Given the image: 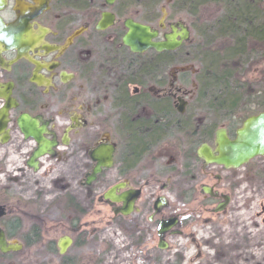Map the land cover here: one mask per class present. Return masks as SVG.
<instances>
[{
    "label": "flooded vegetation",
    "instance_id": "af4514ba",
    "mask_svg": "<svg viewBox=\"0 0 264 264\" xmlns=\"http://www.w3.org/2000/svg\"><path fill=\"white\" fill-rule=\"evenodd\" d=\"M169 3L0 0V151L15 162L11 186H0V264H181L177 243L228 216L242 167L264 168V154L227 168L198 153L218 155L217 130L232 140L264 109L241 117L197 90L208 6L194 21L171 17ZM129 22L148 26L154 43L179 25L188 34L171 50H133ZM20 125L51 144L35 167L38 142ZM100 145L112 147V164L87 182Z\"/></svg>",
    "mask_w": 264,
    "mask_h": 264
},
{
    "label": "trees",
    "instance_id": "16d2710c",
    "mask_svg": "<svg viewBox=\"0 0 264 264\" xmlns=\"http://www.w3.org/2000/svg\"><path fill=\"white\" fill-rule=\"evenodd\" d=\"M203 4L211 15L209 47L199 51L197 90L225 109L238 108L241 117L264 109V0H170L168 12L171 17L192 12L199 21ZM199 28L203 42L205 31ZM258 67L261 79L250 80L248 75Z\"/></svg>",
    "mask_w": 264,
    "mask_h": 264
},
{
    "label": "rangeland",
    "instance_id": "374dc122",
    "mask_svg": "<svg viewBox=\"0 0 264 264\" xmlns=\"http://www.w3.org/2000/svg\"><path fill=\"white\" fill-rule=\"evenodd\" d=\"M248 76L258 82L259 67ZM2 155L0 151V186L8 187L15 162L1 159ZM253 164L250 161L241 169L238 197L228 216L200 221L195 227L203 233L195 236V241L177 243L183 251L181 264H264V168L255 169ZM37 181L41 187L47 186L46 180L35 179L34 183Z\"/></svg>",
    "mask_w": 264,
    "mask_h": 264
},
{
    "label": "water",
    "instance_id": "95a60500",
    "mask_svg": "<svg viewBox=\"0 0 264 264\" xmlns=\"http://www.w3.org/2000/svg\"><path fill=\"white\" fill-rule=\"evenodd\" d=\"M129 31L124 36V42L131 46L134 50L136 49L135 43L138 42L142 45V49L147 47H154L157 51L171 50L178 46L182 39L186 38L187 30L183 25H179L181 31L177 32L175 27H172V33L164 35V41L152 42L151 38L155 35V32H150L148 26H142L127 23ZM176 35L180 36V40L176 39ZM2 97V96H1ZM5 114L6 110H0V129H3L5 125ZM20 129L25 137H33L38 142V148L33 153L29 165L35 167L34 157L47 153L50 143L44 141L39 134L35 133L30 127L26 125H20ZM217 151L218 155H213L210 149L206 145H202L198 149V153L203 156L207 161L222 164L225 167H240L246 164L249 160L256 156L264 154V111L259 112L256 115H251L242 121V124L235 131V137L230 140L224 129L217 130ZM7 139L4 135L3 141ZM112 147L106 145L98 146L93 154L97 163L93 168V174L86 181L89 182L101 168H106L112 164ZM49 151V150H48ZM105 197H110V193H106ZM221 205L216 208V211L221 209ZM71 240L68 237L60 239L58 245L60 253H63L66 248L70 245ZM0 248H4V242L2 239V233L0 232Z\"/></svg>",
    "mask_w": 264,
    "mask_h": 264
}]
</instances>
